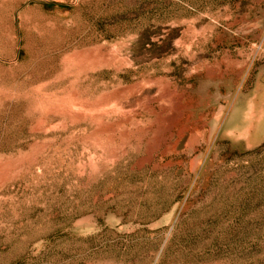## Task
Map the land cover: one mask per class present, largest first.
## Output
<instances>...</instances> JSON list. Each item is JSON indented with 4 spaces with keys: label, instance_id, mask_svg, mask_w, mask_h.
<instances>
[{
    "label": "rangeland",
    "instance_id": "obj_1",
    "mask_svg": "<svg viewBox=\"0 0 264 264\" xmlns=\"http://www.w3.org/2000/svg\"><path fill=\"white\" fill-rule=\"evenodd\" d=\"M0 264H264V0H0Z\"/></svg>",
    "mask_w": 264,
    "mask_h": 264
}]
</instances>
